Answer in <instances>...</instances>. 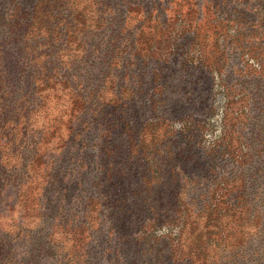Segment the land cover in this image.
Wrapping results in <instances>:
<instances>
[{
    "label": "trees",
    "instance_id": "16d2710c",
    "mask_svg": "<svg viewBox=\"0 0 264 264\" xmlns=\"http://www.w3.org/2000/svg\"><path fill=\"white\" fill-rule=\"evenodd\" d=\"M216 1L217 6L222 4V0ZM143 2L92 0L87 12L90 21L86 22V18L80 20L85 12V8L80 9V0H0V209L7 189H13L17 199L18 196L26 199L31 194L36 195L39 203L55 186L77 190L83 184L88 185L90 175L82 170V164L77 170H69L64 158L71 159L80 149L78 146L83 145L90 131L85 125L101 121L95 125L93 139L102 141L99 154L106 162L102 163L100 170L103 171L92 178L89 187L102 186L106 182L109 189L103 192L104 200L88 198L83 205L84 209L91 205L97 208L99 202L109 205L108 221L113 222L112 225L106 223L103 228L99 218L96 219L91 232L93 239L87 236L88 218L72 222L70 229L77 244H82L81 248L75 244L73 252H64L66 247L48 236H36L22 222L6 233L0 227V264H36L40 261L36 253L43 246L49 248L45 255L50 259L48 264H127L126 258L132 250L130 239L131 243L137 241L135 252H139L144 264H264V162L254 148H249L248 144L244 154L232 156L225 131L210 153L203 155L233 170L182 168L166 174L161 170V163L172 164L175 159L167 146L169 138L178 136L187 141L188 148L191 141L185 138L187 133L165 132L155 150V113L158 110L155 109L154 90L151 87L145 90L143 85L148 83L154 87V75H149L145 82H142L144 74L141 78L138 75L137 80L131 78L125 85L120 82L127 73L123 71L119 75V71L125 70L126 63L133 60L131 51L136 46L143 59H153L150 43L155 35V24L152 31L139 30L145 21L154 20L155 23L150 15L155 10V2L148 7ZM130 7H139L143 15L138 23L126 26ZM77 28L81 34H74ZM68 35L71 38L74 35L75 39L66 41ZM145 49L147 52H143ZM92 59L94 61L89 63ZM142 60L139 63L142 64ZM142 66L155 73V64ZM50 93L59 94L58 99L63 94L68 96L67 103L72 108L66 146L60 149L58 156L47 155V162H41L42 157H39L42 170H28L29 162L24 161L29 160L24 157V149H32L31 159L45 155L48 149L40 148L44 127L33 128L30 121ZM106 93L112 98L108 96L106 100ZM145 93L148 96L143 98ZM127 100L132 107H141L138 110H142L141 116L138 111L135 113L141 119L137 128L126 119L130 110ZM239 101L231 102L226 110L227 113L231 111V120L236 118L232 109ZM146 102L148 105H143ZM76 105L82 111H76ZM103 111L105 113L99 117ZM227 113L223 118L225 125ZM94 115L96 119L92 121ZM111 115L112 120H105ZM71 151L70 157H63ZM255 160L258 165L253 168L255 171L245 170L241 163L251 165ZM137 166L143 170L140 175L144 170L151 173L155 170V185L172 187L164 188L167 195L158 198L155 207L143 199L131 202L121 198L125 178L130 180L129 170ZM148 177L150 183L152 179ZM142 179L139 177L140 182ZM188 197L190 200L186 202ZM129 207L140 211L144 218L135 230L137 236L123 234L119 237L117 230L127 231V227L121 225L125 222L122 215L129 213ZM4 218L0 212V223ZM184 234H189L195 242L192 243L193 251L185 252L181 248ZM31 246L39 248L35 251Z\"/></svg>",
    "mask_w": 264,
    "mask_h": 264
},
{
    "label": "rangeland",
    "instance_id": "374dc122",
    "mask_svg": "<svg viewBox=\"0 0 264 264\" xmlns=\"http://www.w3.org/2000/svg\"><path fill=\"white\" fill-rule=\"evenodd\" d=\"M80 1V9L85 8L80 20L86 18L85 21L89 22L91 16H88L87 12L90 11L89 4L92 0ZM153 2H155V10H152L150 15L155 18V23L154 20L147 23L145 21L139 30V32L152 31L155 24V35L150 43L152 54L149 52L153 59L151 61L147 58L143 59L136 46L131 51L134 53L133 60L126 63L125 70L121 69L119 75L126 71L127 75L120 78V82L124 85L131 78L137 80L138 75L141 78V74L146 75L142 82L148 80L149 75L155 77L154 87L143 83L145 90L150 87L154 90L155 109L158 110L155 113V126H157L155 150L165 132H168L167 134L180 131L187 133L185 138L191 141L188 148L187 141L181 140L178 136L169 138L170 142L168 141L167 146L170 147V153L174 154L175 159L172 164L161 163V170L166 174L169 170L182 168L215 170L219 167V170H233L230 166L222 167L221 164L216 163L217 161L203 155V153L205 155L210 153L217 143L216 140L220 141L225 131L226 140L231 145L229 153L231 152L232 156L244 154L249 144L248 147H253L260 161L264 162V0H222L220 6L216 5V0H144L143 3L148 7ZM142 15L139 7H130L126 16V26L138 23ZM81 32L77 28L74 34H81ZM67 39L74 40L75 36L72 35L71 38L68 35L66 41ZM140 48L142 50V44ZM143 52H147L146 49ZM137 53L140 56H136ZM139 60H142V64H155V73L152 74L149 69L143 67ZM93 61L92 59L89 63ZM108 96L112 98L109 93H106V100H109ZM147 96L146 93L142 95L143 98ZM58 97H60L59 94L50 93L40 111L32 116L30 126L33 128L42 126L45 130L40 148L48 149L45 155L40 154L32 159V149H24V157H27L29 161L23 160L22 153L21 159L25 163L29 162L28 170H42V163L37 159L42 157L41 162H47V155L58 156L60 149L66 146L65 137L68 135L73 113L71 106L67 103L68 96L63 94L61 98L58 99ZM239 99L238 107L236 108V105L232 109L233 117H236L235 124V120H231L229 116L231 111L227 113L226 110L231 102ZM127 103L130 110L126 113L128 114L126 119L134 128H137L141 122L139 115L141 116L142 110L138 111L141 107L139 105L132 107L129 100ZM143 105L147 106L148 102ZM79 106L76 105V111L80 112L82 109H79ZM137 111L138 117L135 114ZM103 113L105 111L101 112L99 117ZM226 113L228 119L225 125L223 118ZM106 118L102 119L112 120L113 115ZM95 119L94 115L92 121ZM100 123L101 121H95L92 124L88 123L91 125H85L90 131L83 145L78 146L80 149L71 159L64 158L66 159L64 164L69 170H77L79 164H82V170H86L90 175L88 185L83 184L77 190L55 186L46 192L39 203L36 201V195L31 194L26 199L18 196L17 199V193L13 189H7L0 209L2 216L5 217L0 223L4 233L10 231L18 222H22L25 228L36 236L40 238L48 236L54 242H61L64 248L66 247L64 252H73V246L77 244V241L70 229L72 222L79 223L82 217L88 218L89 239H93L91 232L96 219L99 218L103 228L106 223L113 224L108 221L109 205L104 206L102 202H99L97 208L91 205L87 209H84L83 205V201L88 198L104 200L103 192H108L109 189L106 182L102 186L89 187L92 178L103 171L100 170L102 163L106 162V158L99 154V150L103 148L102 141L93 139L95 125ZM31 127L29 129H32ZM148 130L149 128L146 129V134ZM239 132H241L240 136ZM143 133L144 130L141 131V134ZM29 139L33 138L29 137ZM43 149L39 151L42 152ZM187 150L188 153L185 152ZM71 154L72 151L68 156H65V153L63 157H70ZM189 155L191 158H186ZM241 163L245 170L255 171L253 168L258 167L257 160L251 165H245L247 162L244 164L243 161ZM129 171L132 178L130 180L125 178L126 182L122 185L121 198L124 200L137 202L143 199L155 207V201L167 195L164 188H172L155 185V170H152V173L150 170L147 172L144 170V173L140 175L143 170L137 166L135 170ZM139 177L143 178L142 182ZM147 177L152 179L150 183L147 182ZM194 187L196 188V185ZM141 191L142 195L139 194ZM136 194H139V197L136 198ZM185 200L188 202L190 197ZM129 210V213L122 215L125 222L121 225L122 228L126 226L127 231L117 230L119 237L123 234H128L130 237L137 236L135 232L144 218V214L140 211L131 207ZM117 217L119 218L120 214ZM67 222L69 225H66ZM181 240L180 246L185 252L193 251L192 243L195 242L189 234L182 235ZM136 243L137 241L131 243L130 239V248L133 251L131 249L129 251L130 254L126 258L127 264H144L140 261L139 252H135L134 244ZM122 245L123 243L121 247ZM81 247L82 244L80 246L77 244V248ZM31 248H35L36 251L39 247L31 246ZM48 250L47 246H43L36 253L39 254L40 260H35L36 264L50 263V259L45 256ZM132 259L135 263H131ZM94 262L97 261L94 259Z\"/></svg>",
    "mask_w": 264,
    "mask_h": 264
}]
</instances>
